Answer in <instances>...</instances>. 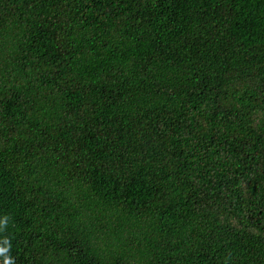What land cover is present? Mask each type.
<instances>
[{"label": "trees", "instance_id": "obj_1", "mask_svg": "<svg viewBox=\"0 0 264 264\" xmlns=\"http://www.w3.org/2000/svg\"><path fill=\"white\" fill-rule=\"evenodd\" d=\"M6 247L264 264V0H0Z\"/></svg>", "mask_w": 264, "mask_h": 264}, {"label": "clouds", "instance_id": "obj_2", "mask_svg": "<svg viewBox=\"0 0 264 264\" xmlns=\"http://www.w3.org/2000/svg\"><path fill=\"white\" fill-rule=\"evenodd\" d=\"M4 222L6 224L7 217H5ZM5 243L6 244L8 243L7 240H5ZM7 252H8V248L7 247L6 248H0V256H4V262H3V264H14L12 258L5 255V253H7Z\"/></svg>", "mask_w": 264, "mask_h": 264}]
</instances>
